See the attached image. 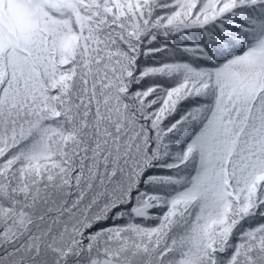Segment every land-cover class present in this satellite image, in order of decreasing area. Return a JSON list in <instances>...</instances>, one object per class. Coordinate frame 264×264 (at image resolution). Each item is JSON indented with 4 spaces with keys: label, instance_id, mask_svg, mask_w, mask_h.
I'll return each mask as SVG.
<instances>
[{
    "label": "snow or ice",
    "instance_id": "1",
    "mask_svg": "<svg viewBox=\"0 0 264 264\" xmlns=\"http://www.w3.org/2000/svg\"><path fill=\"white\" fill-rule=\"evenodd\" d=\"M24 8L0 26V264H264V0Z\"/></svg>",
    "mask_w": 264,
    "mask_h": 264
},
{
    "label": "trees",
    "instance_id": "2",
    "mask_svg": "<svg viewBox=\"0 0 264 264\" xmlns=\"http://www.w3.org/2000/svg\"><path fill=\"white\" fill-rule=\"evenodd\" d=\"M30 2V0H0V26H3L5 23L12 29H23L27 26V12L24 8V4ZM7 4V8L5 5ZM231 20L233 22H239L241 20L240 16H232ZM201 36V32L199 29H192L190 31H185L181 33H177L175 35H170L167 39L161 36H157L156 41L153 42L151 46L159 47L161 43L167 44L170 49L175 50L177 45L181 44H192L195 43H202L203 41L199 38ZM209 44L211 41L208 42ZM206 47L208 45H205ZM180 59L185 60H192V57H189L185 54L179 55ZM166 59L167 56L163 54H156L155 56L143 57L141 56L140 59L137 61V71L155 64V63H162ZM151 79V78H149ZM143 83V82H142ZM149 174L155 175H169L170 173L166 172L164 169H155L150 170ZM157 189H153L151 186H146L145 191H154ZM167 192V189H163Z\"/></svg>",
    "mask_w": 264,
    "mask_h": 264
}]
</instances>
